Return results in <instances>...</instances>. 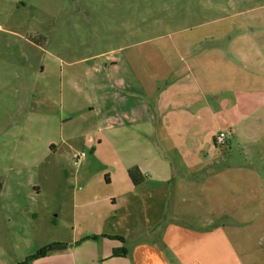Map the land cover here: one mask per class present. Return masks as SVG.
<instances>
[{
	"label": "crops",
	"instance_id": "obj_1",
	"mask_svg": "<svg viewBox=\"0 0 264 264\" xmlns=\"http://www.w3.org/2000/svg\"><path fill=\"white\" fill-rule=\"evenodd\" d=\"M85 1L84 30L93 37L83 45L99 47L110 37V15L103 0ZM214 19L192 24L195 30L190 32V26L166 25L170 29L164 34L124 44L125 21L119 22L114 27L124 31L114 39L117 46L72 60L57 59L56 87L43 79L36 92L28 91L27 108L39 112L43 125L57 128L56 140H44L46 153L57 144L73 150L72 141L83 135L91 157L121 161L125 183L117 194L93 198L86 186L77 185L73 191L87 195L73 206L92 210L97 199L126 214L118 220L96 216L63 242L64 248L26 261L46 244L34 241L37 208L32 199L39 194V158L29 163L30 122L25 116L27 122L15 126L14 140L24 152L11 146L10 127L8 138L0 135V264H239L237 248L218 226L221 213L216 216V209L239 208L236 202L246 198L240 193L247 191L254 173L245 144L264 141V13L260 20L251 16L246 23L226 27L215 26ZM138 25L130 22L127 33L142 31ZM226 128V143L229 137L240 140V162L228 150L223 155L215 151L212 138ZM131 166L143 176L137 184L127 176ZM103 177L110 182L108 172ZM177 188L182 189L179 195ZM177 196L188 208L184 213L189 215L190 208L206 213L207 226L180 222L172 207ZM253 203L244 202L241 209ZM136 216L144 218L139 225ZM113 223L117 229L105 232ZM85 235L96 237L75 243ZM216 241L223 247L218 253L210 250Z\"/></svg>",
	"mask_w": 264,
	"mask_h": 264
},
{
	"label": "rangeland",
	"instance_id": "obj_2",
	"mask_svg": "<svg viewBox=\"0 0 264 264\" xmlns=\"http://www.w3.org/2000/svg\"><path fill=\"white\" fill-rule=\"evenodd\" d=\"M85 3V0H0V135L8 138L6 130L10 127L13 137L11 146L15 151L24 152V148H20L14 141L18 138L15 126L27 122L23 117L28 118L30 125L26 128L29 132L27 147L28 151H32L29 163H35L39 158L38 176L35 178L39 194L32 199L37 208L33 227L36 235L34 241L39 244L37 246L70 241L76 230L80 231L83 224L91 222L96 216L118 220L126 214L114 205L99 204L97 199L91 206L92 210L73 206L74 201L78 202L87 195L85 191L75 193L73 189L77 185L86 186L93 198L117 194L125 183L119 168L121 161L91 157L84 146L83 135L74 139L71 144L73 150L84 152L78 165L71 163L73 150L68 149V145L57 144L52 153H46L42 149L46 138H58L57 128L52 123L45 122L43 125L39 122L42 120L37 117L39 112L31 111L25 104L26 95L28 91L36 92L43 79L56 87L57 59L72 60L117 46L119 43L116 42V37L124 30L126 39L120 44L164 34L170 29H165L166 25L190 26L186 29L190 32L195 30L191 28L192 24L212 18H216L213 21L215 26L226 27L240 20H245L246 23V19L251 16L253 20H260L264 13V0H103V8L110 15L106 19L112 30L109 31L110 37L99 47H86L83 43L93 36L91 31L84 30L87 19ZM236 11L237 14L244 11V14L235 16ZM123 21L124 30L114 27ZM130 22L132 25L139 24L142 31L128 34L127 26ZM52 110L50 108L49 112ZM54 110L57 113L56 108ZM250 120L254 121L253 118ZM219 131L230 133L229 128ZM212 143L219 155L228 150L235 161H242L244 156L239 139L229 137L228 143L225 141L223 144H216L213 136ZM254 143L245 144V157L254 169L246 185L247 191L240 193L246 198H238L240 200L236 204L239 208L216 209V216L221 213L218 226L229 235L237 248L239 264H264V141ZM224 159L228 160L230 157ZM105 172L110 176L108 183L103 177ZM243 186L245 187L244 184ZM175 193L181 194L182 189ZM250 193L253 195L252 199L249 197ZM176 198L172 207L174 216L182 220L180 222L196 228L207 223V218H204L206 213L201 215L198 214L199 210L196 212L197 209L190 208L188 215L184 213L188 208L184 209L183 203H178V196ZM250 200L254 202V207L241 209L240 204ZM157 210L154 208L152 211ZM239 212L246 214L240 219L237 217ZM230 216L238 220L235 221ZM136 217H139V225L141 218H144ZM74 218H77L76 223ZM214 219L217 218L210 216V220ZM114 229L117 227L113 223L105 226L104 230L109 233ZM121 232L128 234L127 230ZM186 241L193 242L190 239ZM221 249L223 247L218 241L210 246L212 252L216 250L218 253Z\"/></svg>",
	"mask_w": 264,
	"mask_h": 264
},
{
	"label": "trees",
	"instance_id": "obj_3",
	"mask_svg": "<svg viewBox=\"0 0 264 264\" xmlns=\"http://www.w3.org/2000/svg\"><path fill=\"white\" fill-rule=\"evenodd\" d=\"M126 172L132 184H137L143 179L142 174L139 172L136 166L129 167ZM95 237V235H85L80 237L75 243H78L84 239H94ZM114 238L121 240L118 236H114ZM64 247V243H49L35 250L32 254L28 255L25 260L27 261L33 258H38L45 255L48 251L62 249Z\"/></svg>",
	"mask_w": 264,
	"mask_h": 264
},
{
	"label": "built area",
	"instance_id": "obj_4",
	"mask_svg": "<svg viewBox=\"0 0 264 264\" xmlns=\"http://www.w3.org/2000/svg\"><path fill=\"white\" fill-rule=\"evenodd\" d=\"M225 133L223 131H218L215 135H214V142L216 144H223L225 142ZM84 156V152L83 151H77L76 153L72 154V161L71 163L73 165H76L80 159H82V157Z\"/></svg>",
	"mask_w": 264,
	"mask_h": 264
}]
</instances>
